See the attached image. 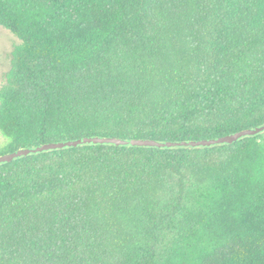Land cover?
I'll return each instance as SVG.
<instances>
[{
    "label": "trees",
    "instance_id": "1",
    "mask_svg": "<svg viewBox=\"0 0 264 264\" xmlns=\"http://www.w3.org/2000/svg\"><path fill=\"white\" fill-rule=\"evenodd\" d=\"M19 43L0 155L264 123V0H0ZM0 264H264V132L81 145L0 165Z\"/></svg>",
    "mask_w": 264,
    "mask_h": 264
},
{
    "label": "water",
    "instance_id": "2",
    "mask_svg": "<svg viewBox=\"0 0 264 264\" xmlns=\"http://www.w3.org/2000/svg\"><path fill=\"white\" fill-rule=\"evenodd\" d=\"M264 132V123L255 127L241 129L220 137L201 140H155L150 138H128L124 139L115 136H84L75 139L46 142L32 147H20L16 150L0 155V165L13 160L51 150H61L81 145L111 144L115 146H137L155 148H176V147H211L219 144H231L246 136H255Z\"/></svg>",
    "mask_w": 264,
    "mask_h": 264
},
{
    "label": "rangeland",
    "instance_id": "3",
    "mask_svg": "<svg viewBox=\"0 0 264 264\" xmlns=\"http://www.w3.org/2000/svg\"><path fill=\"white\" fill-rule=\"evenodd\" d=\"M18 43L17 37L0 26V85L3 83L4 73L10 66L11 52ZM2 141V136H0V144Z\"/></svg>",
    "mask_w": 264,
    "mask_h": 264
}]
</instances>
